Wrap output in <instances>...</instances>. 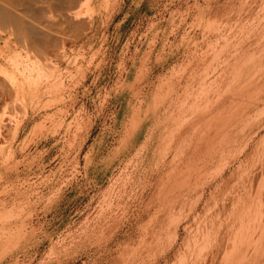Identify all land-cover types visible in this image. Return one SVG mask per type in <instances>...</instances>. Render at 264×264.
I'll list each match as a JSON object with an SVG mask.
<instances>
[{"label": "rangeland", "instance_id": "374dc122", "mask_svg": "<svg viewBox=\"0 0 264 264\" xmlns=\"http://www.w3.org/2000/svg\"><path fill=\"white\" fill-rule=\"evenodd\" d=\"M94 1L74 9L78 26L45 14L50 44L4 47L0 33V54L26 60L14 80L28 78L0 93V264H198L196 232L264 212L249 172L264 132L240 147L242 100L228 110L225 93L255 68L264 0Z\"/></svg>", "mask_w": 264, "mask_h": 264}, {"label": "bare ground", "instance_id": "6f19581e", "mask_svg": "<svg viewBox=\"0 0 264 264\" xmlns=\"http://www.w3.org/2000/svg\"><path fill=\"white\" fill-rule=\"evenodd\" d=\"M88 1L93 2L94 0H0V33L3 32L6 35V38L4 37V39H3L2 38L3 36H2V37H0V39H3V41L6 43L4 47L11 45L12 44L11 42L16 40V42L20 43L23 46L22 47L23 49L25 47V49L29 48L28 50L32 49L33 46L34 47L36 46L35 48H37V46L40 45L43 41H45V44H46V42L48 44H50L52 37H50V35H49L50 33L48 31H47V33H49V34H47L44 30L47 29L46 27H52V25L54 26V24H52V22L50 21L51 18H53V17H51L50 20L49 19L47 20L45 18L46 15L47 14H53V12L58 10V12H60L61 15L65 18L67 23L68 22L70 23V26L71 25L78 26L76 19H78L77 17H80V16H78L74 13V9L78 5H80L81 3H83V2L88 3ZM258 5H260V4H258ZM54 7L56 10L54 9ZM45 19H46V22H45ZM261 20H263V19H261ZM259 27H258V29H259ZM49 29H51V28H49ZM263 29H264V27H263ZM256 31H257V29H256ZM262 31H264V30H262ZM55 33H56V30H55ZM258 33H260V34H258ZM262 33L263 32H257V34L259 36L258 37L256 36L257 42H255V45H256V53L257 54L254 52L255 49L253 52L255 53L257 58L255 57L256 58V64H255L254 70H252L253 69L252 68L251 70L249 69L244 74H242L241 72H243V71L240 72V70H241L240 69L239 72L242 74L241 79L237 78V80H239L237 82L236 81L237 76H236V77H234L235 78L234 82H236V83L234 84L232 82V84H231V81H233V79H234L231 77L232 80L230 81L229 85L226 84V85H228V86H226L227 89L225 92L226 96L228 97V102H229L228 110L230 109L231 106H235V105H232V103L235 104V102H233V101H235V100L238 101L239 98L242 100L241 109H243V114L241 115L240 120H238V123H240V121L242 123L241 128L243 130L242 131L240 130L241 131L240 132V138L241 139L239 138L240 139L239 142H240V147H242L244 149L249 147L248 141H249V138L251 139V137L249 135H251L252 133L257 134L258 131L264 132V35H262ZM46 34H47V36H46ZM40 47H39V49H40ZM35 48H33V49H35ZM36 50H38V49H36ZM14 51L12 50V52H14ZM32 51H34V50H32ZM2 53H3V51H2ZM39 53H40V51H39ZM8 54L10 55V53H8ZM5 56H4V54L3 55L0 54V88L2 90L0 93H2L3 96H5V95L13 96L16 93L19 94L20 92L26 91V89H27L26 81L28 80V78H25V76L27 75V74L25 75V69L26 68L24 70L22 69L23 71L22 70L21 71H22V77H24L25 80L26 79L27 80L25 82H21V81L18 82L17 79L14 80L15 79L14 78L15 77V75H14L15 69H19L20 65H23L22 63L24 62L23 60H25V59L22 60V56H21V54H19V52L15 53V55L14 54L12 55V53H11L10 57L9 56L5 57ZM20 57H21V59H20ZM240 60H238V62ZM252 60H254V59H252ZM25 62H26V60H25ZM253 62L254 61H252V63ZM24 65H26V64L24 63ZM21 68H23V66ZM243 68H245V67H243ZM29 69H27V70H29ZM246 69H248V68H246ZM16 71H18V70H16ZM28 73H29V71H28ZM229 73H230V71H229ZM234 74H235V72H234ZM23 75H25V76H23ZM28 75H29L28 77L29 78L31 77V79H32V76H30V74H28ZM238 77H240V76L238 75ZM5 78H7V81L9 79L10 83H8L5 80ZM227 80H228V78H227ZM227 82H229V81H227ZM18 94H16V96ZM21 94H23V93H21ZM20 96H22V95H20ZM22 97H24V96H22ZM0 98H1V96H0ZM5 98H6V96H5ZM16 99H17V97H16ZM253 101H255L254 104H258L257 107L256 106L253 107L251 105L253 103ZM256 101H259V102L257 103ZM250 102H252V103H250ZM251 106L255 109L258 108L257 109L258 112L256 113V115L254 114V117L249 120L250 124H248L249 122H247V121H248L250 115L255 112V110H254V112H252ZM236 108H237V106H236ZM235 110H237V109H235ZM228 116H227L228 118L226 117V123H225V125L227 126V130L230 129V126L232 124V119H234L232 114L228 115ZM236 116L237 115H235V117ZM248 127L249 128L251 127L250 131H248ZM247 132H248L247 137L245 139H243V136L245 134H247ZM260 135H262V134H260ZM230 141L231 140H228V142H230ZM252 151H254V149ZM261 154H260L261 157H264L263 153H261ZM248 157H250L249 154H248ZM259 160L260 159H258L257 161H259ZM262 163L264 164V162H262ZM252 164H254V163L252 162ZM257 165H258L257 168L249 169L250 170L249 172H252L251 173L253 175L252 178H256L257 180L258 179L262 180L264 178V166L260 165V161ZM253 167H255V165ZM247 175H248V173H247ZM254 182H256V181H254ZM253 186L254 185H251V188ZM256 188L259 189L258 187H256ZM257 189H256V191H257ZM254 195H255V193H254ZM263 201H264V199H263ZM256 205H258V203ZM247 208H249V207H247ZM263 209H264V207H263ZM261 212H263V211H261ZM242 214H244V213H242ZM239 222H240V220H239ZM205 228H207V229L204 230V228H203L204 231L196 232V234L193 236V241L192 242L190 241L191 243L188 244V250L186 251L188 258L192 259V257L194 256V253L196 252L195 255L198 256V259L200 257H202V259H203L204 257L202 255L204 253L201 254L200 252H201V250H203L205 252L207 250V249L205 250L203 247H205V245L209 246V244L212 241L218 242L220 235L222 234V241L225 240V242H226L225 246H224V250H223L224 254H223L222 260L220 261V259H219V253H220L219 251L221 248H218L219 247L218 246L219 242H218L216 245V247L218 246L216 249V252L213 253V256L211 257V261H209L207 263H210V264H264V212L261 214H257V215H253L252 213L247 212L246 214H244V216H242V219H241L239 226H235V227H229L228 226L224 230V232L220 231L215 236L213 235L212 228H208V227H205ZM197 231H198V229H197ZM176 238H177V235H176ZM184 245H185L184 243L181 245L177 244L176 246H175V244L173 246L171 245V247H173L172 251L166 252V250H165V253L164 254L162 253L163 255L161 257L162 258L161 260H163L167 263V261H168L167 259H169V255L171 256V253L173 251H175L177 248L178 249L175 252V254L177 253V255H175V257L178 256V253L180 255V253H182L184 251V249H186L185 247L183 249ZM200 247H202L203 249L201 248V250H200L199 249ZM182 249H183V251L181 252ZM198 249H199V251H198ZM208 251H209V248H208ZM199 254H200V257H199ZM184 255H186V254L184 253ZM190 256H192V257H190ZM204 256H207V255L204 254ZM208 257H210V255ZM194 258L197 261L202 263V261L198 260L197 257H194ZM209 260H210V258H209ZM187 261H188V259H187ZM189 261H191V260H189ZM207 261H208V259H207ZM199 262H198V264H200ZM204 262L205 261L203 259V263ZM174 264H176V263H174ZM192 264H194V263H192Z\"/></svg>", "mask_w": 264, "mask_h": 264}]
</instances>
